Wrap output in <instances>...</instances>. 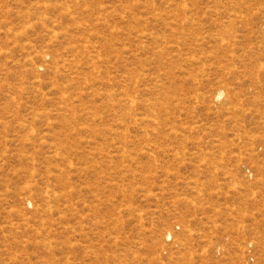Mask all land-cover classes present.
<instances>
[{
  "label": "rangeland",
  "instance_id": "374dc122",
  "mask_svg": "<svg viewBox=\"0 0 264 264\" xmlns=\"http://www.w3.org/2000/svg\"><path fill=\"white\" fill-rule=\"evenodd\" d=\"M0 264H264V0H0Z\"/></svg>",
  "mask_w": 264,
  "mask_h": 264
},
{
  "label": "bare ground",
  "instance_id": "6f19581e",
  "mask_svg": "<svg viewBox=\"0 0 264 264\" xmlns=\"http://www.w3.org/2000/svg\"><path fill=\"white\" fill-rule=\"evenodd\" d=\"M219 95V94H218Z\"/></svg>",
  "mask_w": 264,
  "mask_h": 264
}]
</instances>
